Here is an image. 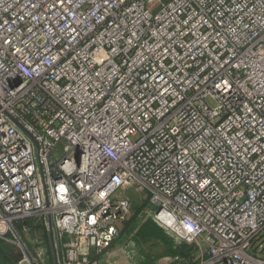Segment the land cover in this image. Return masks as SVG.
Returning a JSON list of instances; mask_svg holds the SVG:
<instances>
[{
	"label": "built area",
	"instance_id": "obj_1",
	"mask_svg": "<svg viewBox=\"0 0 264 264\" xmlns=\"http://www.w3.org/2000/svg\"><path fill=\"white\" fill-rule=\"evenodd\" d=\"M148 218L264 264V0H0V240L98 264Z\"/></svg>",
	"mask_w": 264,
	"mask_h": 264
},
{
	"label": "rangeland",
	"instance_id": "obj_2",
	"mask_svg": "<svg viewBox=\"0 0 264 264\" xmlns=\"http://www.w3.org/2000/svg\"><path fill=\"white\" fill-rule=\"evenodd\" d=\"M211 108L215 107L212 100L208 101ZM128 195L137 200L136 210L141 212L143 205H146L148 196L140 193L134 188L128 190ZM16 230L21 231L16 227ZM21 238L28 243L25 236ZM8 240L5 241L8 247V261L10 264H19L24 255L18 247L19 236L17 233H9ZM262 243L264 245V235L256 242V249L252 254H261L257 249ZM187 245V246H186ZM30 246V245H29ZM194 250L192 257H182L180 252L187 253L188 249ZM103 257L93 258L98 264H190L195 256L194 246L188 245L175 236L164 224L148 218L144 223H139L123 233L121 238L109 251H105Z\"/></svg>",
	"mask_w": 264,
	"mask_h": 264
},
{
	"label": "trees",
	"instance_id": "obj_3",
	"mask_svg": "<svg viewBox=\"0 0 264 264\" xmlns=\"http://www.w3.org/2000/svg\"><path fill=\"white\" fill-rule=\"evenodd\" d=\"M144 206L145 205H143V207ZM135 209H136V206H135ZM24 226H28L31 229H33V223H32L31 220H27L26 222L18 225L17 227L20 228V229H22V227H24ZM5 243H6L5 241L0 240V253L4 257V259L8 262V264H10V261H8V258H7V255H8V252L9 251H7V250H8V248H11V247H8ZM193 252H194V250L192 248H189L187 253L180 252V255L182 257H189V256L192 257L193 256Z\"/></svg>",
	"mask_w": 264,
	"mask_h": 264
},
{
	"label": "water",
	"instance_id": "obj_4",
	"mask_svg": "<svg viewBox=\"0 0 264 264\" xmlns=\"http://www.w3.org/2000/svg\"><path fill=\"white\" fill-rule=\"evenodd\" d=\"M0 264H8V262L4 259L1 253H0Z\"/></svg>",
	"mask_w": 264,
	"mask_h": 264
}]
</instances>
